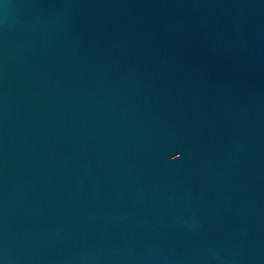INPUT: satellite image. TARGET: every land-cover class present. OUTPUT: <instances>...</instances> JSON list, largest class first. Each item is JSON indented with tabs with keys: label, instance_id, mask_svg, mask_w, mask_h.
Here are the masks:
<instances>
[{
	"label": "water",
	"instance_id": "1",
	"mask_svg": "<svg viewBox=\"0 0 264 264\" xmlns=\"http://www.w3.org/2000/svg\"><path fill=\"white\" fill-rule=\"evenodd\" d=\"M0 264H264V0H0Z\"/></svg>",
	"mask_w": 264,
	"mask_h": 264
}]
</instances>
